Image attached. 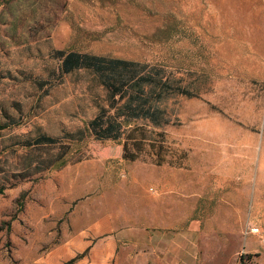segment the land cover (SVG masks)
<instances>
[{
    "label": "rangeland",
    "instance_id": "rangeland-1",
    "mask_svg": "<svg viewBox=\"0 0 264 264\" xmlns=\"http://www.w3.org/2000/svg\"><path fill=\"white\" fill-rule=\"evenodd\" d=\"M56 50L196 94L145 141L78 134L109 93ZM0 98V264H264V0H0Z\"/></svg>",
    "mask_w": 264,
    "mask_h": 264
},
{
    "label": "trees",
    "instance_id": "trees-1",
    "mask_svg": "<svg viewBox=\"0 0 264 264\" xmlns=\"http://www.w3.org/2000/svg\"><path fill=\"white\" fill-rule=\"evenodd\" d=\"M54 55L60 59L62 74L86 68L98 76L109 93V108H102L85 129L76 131L78 134L89 131L100 140L120 141L126 138L145 141L150 139L148 131L139 125H133L134 121L147 120L152 127L168 125L169 120L164 114L166 109L161 103L178 92L189 96L196 94L172 88L167 79L159 75L160 69L148 68L135 60L70 50H56ZM111 109L114 111L108 113ZM3 129L0 113V136ZM54 142L55 138L43 135L32 143L38 145Z\"/></svg>",
    "mask_w": 264,
    "mask_h": 264
},
{
    "label": "built area",
    "instance_id": "built-area-1",
    "mask_svg": "<svg viewBox=\"0 0 264 264\" xmlns=\"http://www.w3.org/2000/svg\"><path fill=\"white\" fill-rule=\"evenodd\" d=\"M252 232H257L256 229L252 230Z\"/></svg>",
    "mask_w": 264,
    "mask_h": 264
},
{
    "label": "crops",
    "instance_id": "crops-1",
    "mask_svg": "<svg viewBox=\"0 0 264 264\" xmlns=\"http://www.w3.org/2000/svg\"><path fill=\"white\" fill-rule=\"evenodd\" d=\"M96 229H98V228H96Z\"/></svg>",
    "mask_w": 264,
    "mask_h": 264
}]
</instances>
